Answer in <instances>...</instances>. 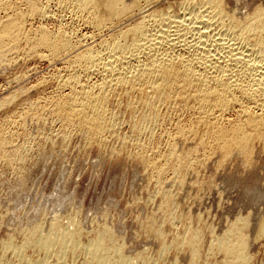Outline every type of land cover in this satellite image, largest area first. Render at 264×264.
Instances as JSON below:
<instances>
[{"label": "bare ground", "instance_id": "6f19581e", "mask_svg": "<svg viewBox=\"0 0 264 264\" xmlns=\"http://www.w3.org/2000/svg\"><path fill=\"white\" fill-rule=\"evenodd\" d=\"M21 1L20 2L22 4L25 3L26 5L25 10L23 9L24 11L21 10L22 8L19 7L20 4L19 5L16 4V3H20L19 1L14 2L13 0H0V13L2 11L3 13L4 11H6L4 15L3 14L0 15V65L9 60L8 58L10 56L8 55V52L17 49L22 39H26L27 41L24 42V44L27 43V46L25 45L27 48L26 56L35 55L40 59H47L49 61L66 59L64 71L62 70L64 73L62 74L58 73L60 76L59 78L54 77L56 80L57 79L59 80L58 83H56V85L58 84L57 92H54L56 89H54L53 91L54 93H58V95L55 98L52 97L53 99L52 101L50 100V103L52 102L54 103V107L56 106V110H58L59 115L63 117L62 121H65L67 125H71V127L73 126V129L79 127V129H84V131H87L88 134L87 132L85 133L87 134V136H89L88 141H95V142L101 141L104 139V137L106 138L104 132L108 129V127H111L110 124H112L114 128L113 123L115 121L109 124V122H112L110 120L111 116L110 118H107V116L109 115H107L108 113H106V111L108 110V112H110L109 109L111 107L109 108V106L111 105L108 106L107 104L111 103V101L108 102V100H110L109 98L111 96L112 91L114 92L117 89L122 90L124 88L123 89V91H125L124 93L129 91L131 92L132 95L134 94L133 98L135 97L136 94H138L139 97L137 98H139L138 99L139 102L141 103L143 108L144 106L146 107L144 108L147 109L146 111L141 110L144 111V113L141 114L142 116L140 115L141 117H139L141 119L137 117L139 122H137V120H136L137 124L134 123L135 121L134 122L132 121L133 124L131 122L132 125L135 124V126H137V131L141 133L147 131V129L149 132L151 125L154 126L156 124L155 126L157 127L158 124V128H159L163 124L161 121H164L163 119L167 117L166 114L167 112L165 113L166 115L165 117L163 115V113L165 112L164 110L165 108L163 109L161 108L164 111L162 113L164 118L162 119L160 118L161 125L159 126V123H156L158 121V117L161 116V115L158 116L160 113L157 112L160 109L159 107L160 105L165 104L166 106V104H170L174 100H179L181 102L192 101L196 105L197 110L199 112L196 113L199 114V119L197 123L202 124V126L204 124L208 128L207 132H205L206 136L201 134L202 136H200L199 138L200 142L197 145L194 143V145L192 144L194 147L192 148L190 147L191 149L188 148L189 150L179 151L180 150V149L178 150L179 146L177 148V144H176V141L178 142L179 140L176 139L173 142L171 141V143L166 148V151H164L162 154H160L158 151L159 154L157 153L158 155L155 157V159H151L152 157L147 158L148 156L146 157L143 152L142 153L138 152L139 155L138 154L135 155L134 153V155L137 157V160L140 163V166H143L145 167V169H148V171H150L151 173V177L152 178L154 177V182L155 181L157 182L156 193L161 195L163 199L162 203L159 206L160 207L159 211L157 213L150 214V216L146 218L147 221L145 224V228H143L146 234L151 235V237L152 236L156 237L158 241L157 243H159L160 245V255H163V253H165L166 251L173 249L176 253H180V256L184 255L185 257H187V259L186 258L185 259L186 260L189 259L188 264H252L253 256L248 252V244L249 242L251 243V240L254 241L256 237L259 238L264 235V217L259 219L260 220L258 223L259 225L254 223V220L255 222L257 221L256 217L252 222L254 226L255 225L258 226V230H256L257 235L255 234L256 237L255 235H252L255 237L254 239H251V237L248 236L249 233L248 227L250 226L249 228H251L252 225V224L250 225L252 220V217L250 218V214H247L249 216L245 215V217L243 214H242L243 217L237 215L239 218L237 219L236 216L233 221H230L231 220L230 219L229 220L230 222L227 225L228 226L227 230L223 231L222 232L223 234L221 236L211 239V241L213 240L212 242L213 245L211 244L212 248L209 249L208 252H204L205 250L203 251L204 235L206 231H209V233L212 231L210 229V224L207 223L208 219H206V222L202 219H197L194 222V224H193V220H191L192 222L188 221V223H185L186 226L185 233L183 235L181 234V236L173 237L172 242L169 243L167 239H170V237L168 238V234H170V231L167 232V227L172 226L177 220L181 221L183 218L182 216H180V213L177 211L179 208L176 202V198H175L176 195H174V191L172 192L171 191L172 189L168 190L169 186L171 185L167 186L166 189V187L164 188L165 186L164 183H166L165 178L167 179L165 175L167 172L170 171L172 174H170L169 176L171 175L174 176L173 178L176 186L183 191L182 188L186 185L188 181L187 175L190 176L189 171L191 169L194 171L195 169L194 167L197 165V163L198 164L200 163L201 165L202 160L204 162L206 160L207 164L210 163V160L208 162L207 161L208 158L207 159L205 158L209 157V155L213 154L214 152H218L220 154L219 157L221 158L219 161V165L220 164L222 165L223 162H225L227 159L231 157L234 158V156L236 157L238 156L239 160L240 158L243 157L246 161V165L250 164L249 166L251 169L252 167L251 165L253 163L251 164L250 161H253L255 159L252 156V150L255 149L253 148V144L255 142H260L264 146V0H257V1L255 0L256 2H254V5H252V7L248 6L247 11H244V9L239 10L240 3L238 1L240 0H235L236 4L235 3H234L235 5L232 4L233 6H229V0H174V1L170 0L172 2L167 0L168 1V2L166 1L167 4L163 7L158 6L159 4L156 5L157 2L159 3L160 0H56L57 3H59L61 6L65 8V10L70 9L73 12V14L78 17V20L80 19L90 29L89 32L85 31L86 32L85 34H81V36H83L82 38H85V40L83 39L84 41L81 40L80 37V39H78L79 41L77 42L73 40L75 43L68 36V34L65 31H63L62 28H61L62 30L59 29V31L57 30V32H53L54 30L50 32L49 30H47L48 27L45 29V25L43 28H41L43 23H41V25L40 23L38 24V26L40 25L39 29L35 27L36 29H38V32L34 28L35 32L33 31L34 32L33 37L32 35H30L31 36L30 38L29 36H26V34L28 33L27 32L28 29H29V34L33 29L32 27L31 30L30 28H28L27 31L25 29L26 23H28L27 21L28 17L30 19L32 16L36 17V15H38L37 17L43 15L44 17L45 15H48L47 13L50 11V9L48 8L49 10L46 11L47 8L46 6L49 4L47 3L46 5H44L42 4V2H40L41 0H21ZM136 12L139 13V17H140L139 20L137 19L138 21L135 22L134 20L133 21L134 23L131 22L132 24L130 25L127 24L128 26L124 27L125 29H121V28H120L121 30L117 29L116 33L110 32L111 34H108V37L103 36V32L105 30L112 29L113 27L115 28V26L118 23L122 22L124 18L130 17L133 13ZM31 20L29 21L32 24ZM59 20L61 21V19ZM31 24L29 23V25ZM25 31L27 33H25ZM87 40H91V42L86 43ZM21 43L23 44V42ZM20 45L19 48L21 47ZM92 76H98L99 80L96 78L98 82L95 83L93 82L92 84H88L87 83L88 79ZM124 93L119 95L124 96L123 95ZM114 94H117V92L116 93L114 92ZM119 95H117L118 97L116 96V98H119L120 97ZM125 95L127 96V94ZM11 97L16 98V95L14 97L13 96ZM111 98H113V96ZM30 99L29 101H32V99L31 100ZM35 99L37 100L38 97H36ZM44 99L45 98L43 97V101ZM115 99L113 98L114 101ZM4 100L5 99H3V101ZM8 100L9 99H7L6 101ZM138 100L136 101L137 104H138ZM6 101L2 102L0 104V107ZM134 101L135 100H133V103ZM22 102L20 101L21 105L23 104ZM39 103L40 101H38V106ZM6 104L8 105V103ZM28 104L31 105V103L29 102ZM44 104L40 106H44ZM137 104L136 106H139V104L138 105ZM173 104L177 105L178 103L175 102ZM32 106L35 107L37 105L35 106L32 105ZM126 106H128V104ZM126 106L124 105V107ZM172 106L173 105L170 104V109ZM178 106L179 104L177 105V108H179ZM42 108L44 111V107ZM13 109H12V113L14 114ZM189 109L188 112H190ZM53 110L54 109H52V111ZM56 110H54V114H56L55 113ZM129 110L130 109H128V111ZM184 110L186 111L187 109ZM38 112L36 111L37 114ZM12 113L10 114L11 116ZM33 114L31 115L32 117L35 116V115L33 116ZM136 114H138L137 111ZM39 115L40 117H42L41 114ZM110 115L113 114L111 113ZM169 115L171 116V114ZM6 116L4 118L8 119ZM116 118H113V120L114 119L116 120ZM177 125L180 124L177 122ZM196 125L198 126V124H194V126ZM188 126L190 125L188 124ZM194 126L188 129L185 126H183L184 128H182V126L179 127L178 131H176L178 132L179 138L180 136L185 137L187 136V134H193L194 136L192 137L195 136L198 137V133H199L198 127L197 126L194 127ZM156 127L154 131L158 129ZM137 131L135 134H137ZM113 132L114 134H116L115 131H112V133ZM130 133H132V131ZM141 133L140 135L143 134ZM153 133L152 135L155 134ZM2 134L3 133L0 131V156L1 157L6 156L10 160L13 158L14 159L17 158L19 159V161L22 160L20 159V157L23 154L20 151H23V149L19 151V149L17 148H16L17 150L11 148L10 147L11 141L5 138ZM140 135H137L138 138L140 137ZM102 136L104 137L102 138ZM129 137L132 136L129 135ZM148 138L150 137H147V140H149ZM151 138L153 139V136ZM163 138H164L163 141H165L166 139L164 136ZM195 138H193V140ZM127 139L129 138L127 137ZM143 139H144V135H143ZM138 140L136 141L138 142ZM160 140L162 139L160 138ZM182 140L186 144V140L185 141L184 139ZM182 140L180 143H182ZM153 144L154 143H152V145ZM91 145H93V143ZM119 145L121 144L119 143ZM105 146H107V144L103 146L104 149ZM139 147H141V145H139ZM159 147L157 145V147L154 148V150L156 151V149ZM259 147L257 148L259 149ZM113 148L115 147L109 149L113 150ZM201 149L205 150V152L203 151L205 153V155L204 154L203 155L206 156V157L203 156L205 160L204 159L200 160L199 158ZM131 152H129L128 150V153ZM149 152H153V151H149ZM201 156L202 155H200V157ZM21 158H23V156ZM237 160L238 158L236 159V161ZM228 162H230V159ZM231 162H233V160ZM238 163L242 164L241 161ZM205 164L206 163H204L203 166H205ZM216 167H218L217 163H216ZM243 170H245V167ZM245 172L247 173L246 170ZM248 172L250 173V171ZM148 177L150 176L148 175ZM198 177L199 176L195 178L196 181L197 179H199ZM173 178H170V180H172ZM192 179L194 181V178ZM201 179H203V177ZM193 181L190 180L189 184L190 182L193 183ZM197 182L198 183L200 182L199 185L200 184L202 185L201 181H197ZM197 182L196 184H198ZM204 183L205 186L207 187L208 183L206 182ZM211 185H213V183ZM213 188L214 187H212V189ZM186 189L188 188L185 187L184 190ZM197 189H199V186ZM252 189L253 187L251 188V190ZM260 190L256 189V191H260ZM187 191L186 194L188 193ZM195 195L196 196L194 197L196 198L199 197V196L197 197V193ZM156 198L158 199V197ZM159 199L162 200L161 198ZM182 208L185 207L182 206ZM190 212L192 213L194 212V210L191 211V206H190ZM262 213L264 214V212ZM108 225L105 226L103 225L101 227L99 226V228L95 232V235L91 237L92 239L89 240L88 238L89 241H87V243L85 242V244H82L81 242L82 240H80V235H81L80 229H77L75 231H71L69 229L66 230L61 228L58 225V223L55 221L50 225V231L48 234L45 233V235L44 234L42 235L41 231L42 233H44L46 230L43 232V230H41L42 229L41 226L39 225V227L37 226V228L34 231L32 230L33 232L31 233L28 232L29 234L26 235L25 239L21 244L20 243L13 244V242L6 241L5 239L6 242L3 240L4 242L2 246L1 245L0 246L3 248V250H12L11 252L14 253L13 261L16 260L15 262H13V264H50V262L47 261L49 260V258L47 259L48 255H54L56 258L55 260L56 263H54L55 261H51L52 264H67L68 261L67 258L69 252L74 253L75 249H77L78 252H80L79 249H83L82 251L86 252L87 254L86 259L89 262L88 264H129L131 260L125 256L127 253L124 254L126 250L125 251L123 250L124 246L123 244H121L122 241H119V238L117 239V237L113 233V230L111 229V226L109 225L110 226L109 227ZM253 225L252 227H254ZM253 229L254 228H252V231L255 233L254 231L255 229L254 230ZM175 233L177 234V232H174V234ZM258 238H256V240H258ZM35 246L37 250L39 248H42L44 250L43 252L45 253L44 255L41 254L42 257L40 258L36 257L37 260L33 261L31 260L32 258L30 259L27 257L28 253H26L27 254L26 256H23V251L25 249L27 248L32 249V247ZM76 252L77 251H75V253ZM216 252L221 253L222 254L221 256H223L220 261H216L212 258V255L215 254ZM29 253H31V251ZM71 255L72 254H70V256ZM160 255L157 256V258L160 257ZM3 256L4 255L2 253V257ZM138 256L142 257L147 262L148 260L147 255L141 253ZM2 257L0 255V264L4 261ZM170 258H172V256ZM211 258L214 261H211L212 260ZM185 259L183 260V263L184 261H186ZM165 263L168 264L166 261ZM185 263H187V261Z\"/></svg>", "mask_w": 264, "mask_h": 264}, {"label": "rangeland", "instance_id": "374dc122", "mask_svg": "<svg viewBox=\"0 0 264 264\" xmlns=\"http://www.w3.org/2000/svg\"><path fill=\"white\" fill-rule=\"evenodd\" d=\"M13 1L20 2L21 0H16V1L13 0ZM43 1L45 0H41L40 2H42V4L44 5H46L47 3L49 4L46 6L47 7L46 11H48L49 9L50 11L47 13L48 15H45L44 17L43 15H41L42 17L41 16L37 17L38 15H36V17L30 16L31 19L33 18L32 20L28 17V20H27L28 23H26L25 29L26 31L28 28H30V30L32 28L33 29L31 30L30 34H29V29L27 31L28 33L25 31V33L28 34V35L26 34V36H29L30 38L31 37L30 35H32L33 37L34 36L33 34L35 32L34 28L36 27L39 29L41 23H43L41 28H43L45 25V29L48 27L47 30H49L50 32H52V30H54L53 32H57V30L59 31V29L60 30L63 29V31H65L68 34V36L72 39V41L74 40L75 42H77L79 41L78 39H80V37H81V40L83 39L85 40V38H82L83 36H81V34H85L86 32H89L90 29L80 19L78 20V17L75 16L70 9L65 10V8L61 6L59 3H57L56 0H51V1L48 0V2L47 0L45 2ZM166 1L167 0H164V3H163V0L162 1L160 0L159 3L157 2L156 5L159 4L158 6L163 7L167 4ZM256 1L255 0H240L238 1L240 3L239 5L240 8L239 7L238 8L239 10L244 9V11H247L248 6L252 7V5H254V2ZM21 2L16 3V4L18 5L20 4L19 7L22 8L21 10L23 9L25 10L26 5L25 3L22 4L23 2L22 3ZM234 3L236 4L235 0H229V6H233L232 4ZM5 13L6 11H4V13L2 11L0 15L1 14L4 15ZM139 18L140 17H139L138 12L133 13L130 17L124 18L122 22L118 23L115 26V28L113 27L112 29L105 30L103 32V36L108 37V34H111L112 32L116 33L117 29L119 30L125 29L124 27H127L128 25L134 23L133 22L134 20L135 22L138 21ZM59 19H61V21ZM29 20L32 21V24ZM29 23L31 25H29ZM39 23L40 25L38 26ZM38 29H36L37 32H38ZM21 42H23V44ZM24 42H27L26 39H22L20 41V44H21V45L19 44L21 46L20 48L18 45L17 49H15L14 51L12 50L8 52V55L10 56V57L8 56L9 57L8 59L10 61L8 60L0 65V68H1L0 70V104L6 101L7 99H9L8 101L11 102L10 103L6 101L3 104L4 106L1 105L0 107V116H1L0 117V129L1 130L0 131L3 133L2 135L5 138L11 141L10 143L11 148L13 149L17 148L19 149V151L23 149V151H20L23 154L22 155L23 158H21L22 157L21 156L20 159L22 160L20 161L17 158L16 159L13 158L14 160L13 159L10 160L6 156H2V157L0 156V245L2 246L5 239L6 241L13 242V244H19V243L21 244L23 240L25 239L26 235L33 232L37 228V226L39 227V225L41 226L42 228L41 230H43V232L46 230L44 233H42L41 231V234L42 235L43 234L45 235V233L48 234L50 231V225L55 221L58 223V225L61 228L66 229V230L69 229L71 231H75L77 229H80V233H81L80 240H82L81 241L82 244H85V242L87 243V241L92 239L91 237L95 235V232L99 228V226L100 227L103 225L105 226L110 223L109 225L111 226L113 233L115 234L117 239L119 238V241H122V243L121 242L120 243L123 244L124 246L123 250L124 251L126 250L124 254L126 253L128 254V255L126 254L125 256L131 260L129 264H161V263L166 264L165 261L168 264H177V263L184 264L187 261V263L185 264H188L189 259L186 260L187 257H185L184 255H181L183 257L182 258L180 256V253H176L173 249H170L169 251H166L165 253H163V255H160V245L159 243H157L158 241L156 237L154 236L151 237V235L146 234L145 231L143 230V228H145V224L147 221L146 218H148L150 214L157 213L159 211V208H160L159 206L162 203L163 199L161 195L156 193V189H157L156 183L157 182L156 181L154 182V177L153 178L151 177V173L150 171H148V169H145V167L140 166V163L137 160V157L135 155L137 154L139 155V153L143 152L146 157L148 156L147 158L152 157L151 159H155V157L159 153L162 154L164 151H166V148L171 143V141L173 142L176 139L179 140L178 142L176 141L177 148L179 146L178 150L180 149L179 151H186V150L191 149L192 147H194L193 146L194 143L197 145L200 142V139H199L200 136L202 135L206 136L205 132H207L208 128L204 124L202 126V124L197 123L199 119V114H196V113H199V112L197 110L196 105L192 101L181 102L179 100L172 101L173 103L175 102L178 103L179 108H177L178 104L176 105V104H173L172 102L170 103L171 105H173L171 109H170V104H166V106L165 104L160 105L159 106L160 109L165 108L164 109L165 112L162 109L161 110L159 109L157 111L158 113H160L158 116L160 115L161 116L158 117L159 122L156 120L157 121L156 123H159V126H160L162 122L163 124L160 126L161 128L160 127L158 128V124L156 127L155 126L156 124L154 123L155 124L154 126L151 125V128L153 130L149 127L150 131L148 132V129H147V131H144L145 133L142 132L143 133L142 134L141 132L137 131V126H135V124L139 122L138 118L142 116L141 114H143L144 111L147 110V109H144L146 107L144 106L143 108V106L139 102L138 100L139 98H137L139 97L138 94H136L137 96L135 95V97L133 98L134 94L132 95L131 92L129 91L127 92H129L131 95L127 92L124 93L125 92L123 91L124 88L122 90L120 89L121 91L117 89L116 91H114L115 93L117 92V94H114V92L112 91L111 96L109 98L110 100H108V102L111 101V103L107 104L108 106L111 105L109 106V108L111 107L110 109L114 111L115 113L112 112L110 109H109L110 112H108V110L106 111V113H108L107 115H109L107 116V118H110V116L112 118V119L110 118L112 122H109V124L113 123V121L115 122L117 121L116 123L115 122L113 123L114 128L112 124H110L112 127V130H111V127H108L109 130L107 129L106 130L107 132L106 131H105L106 133L104 132V135L106 136L107 139L104 136H102V138L104 137V139L101 141H96V142L88 141L89 140V136H87L88 132L84 131V129H79V127L76 129H73V126L71 127V125H67L65 121H62L63 117L59 115L58 110H56V106L54 107V103L53 102L50 103V100L52 101L53 99L52 97L55 98L58 95V93H54V92H57L58 90V84L56 85V83H58L59 81L58 79L56 80L55 78H59L60 77L59 74L64 73L63 71H64V67L66 64L65 63L66 59L49 61L47 59H40L39 57L35 55L26 56L27 43L24 44ZM88 42L90 43L91 40L86 41V43ZM96 78L99 80L98 76H92L89 79L87 78L88 79L87 83L92 84L93 82L94 83L98 82ZM54 89L56 90L54 91ZM121 92L124 93L123 94L124 96L119 95V94H122ZM50 94L53 96H51ZM125 94H127V96ZM15 95H16V98L14 97ZM117 95H119L120 97L116 98ZM11 96H13L14 98H12ZM112 96L114 99L116 98L117 100L123 97L127 99L123 98V99H120L119 101L115 99L114 101L113 98H111ZM30 97L32 101H29ZM36 97H38L39 100L38 99L37 100L40 101L39 106H38V101L35 99ZM43 97L45 98L44 101H43ZM48 97H50L51 99ZM3 99L5 100L3 101ZM128 99H130L131 101ZM132 99L135 100L134 103ZM137 100H138L139 106H136ZM20 101L21 102L23 101L22 105ZM28 102L31 103V105L28 104ZM43 102L44 103L46 102L45 103L46 105ZM131 102L133 103V105ZM6 103H8V105ZM126 103L128 104V106H126L127 105ZM43 104L44 106H40ZM134 104L136 107L134 106ZM27 105L28 106L30 105L29 106L30 108ZM32 105L34 106L37 105L38 107L35 106L36 107L35 109V107H33ZM124 105L126 107H124ZM174 105H175V108H174ZM189 106H190V109H189ZM42 107H44V111ZM138 107L140 108V110ZM51 108L57 111V112L55 111L56 114H54V110L52 111ZM127 108L130 109L131 111L130 110L128 111ZM166 108H169V109H166ZM193 108L195 111L193 110ZM10 109H11V112H10ZM12 109H13L14 114L12 113ZM132 109H134L135 111ZM184 109H187V110L185 111ZM188 109L190 112H188ZM35 110L37 112L42 110L43 112L40 111L42 113L38 112L37 114ZM141 110H144V111H141ZM136 111L138 112V114H136ZM131 112L132 113L135 112V113L132 114ZM11 113H12V116L10 115ZM109 113L110 114L112 113L113 115H110ZM162 113L164 117L166 116L165 113L167 114V117H166L167 119L163 117ZM1 114L5 116L7 115L6 117L8 119L4 118L5 116ZM32 114L33 116L34 115L35 116L32 117L31 116ZM39 114H41L42 117H40ZM169 114H171V116ZM8 115L11 117H9ZM113 118H116V120L115 119L113 120ZM160 118L161 119L164 118L163 119L164 121H161ZM165 119H166V122H165ZM189 119L191 120L193 119L192 121H195V122H192ZM132 121L133 122L135 121L134 125H132L133 124ZM176 121L180 125H177ZM188 124L190 126H188ZM194 124H198V126L196 125L199 131L198 137L195 136L196 137L195 138V137H192L194 136L193 134H187V136H185L186 139L185 137H181V136L179 138L178 132H176L178 131L179 127L182 126V128H184L183 126H185L188 129L194 126ZM129 125L130 126L132 125V126L130 127ZM155 127L158 129L154 131ZM135 130L137 131V134H135L136 133ZM112 131H115L116 134H114V132L112 133ZM131 131L132 133H130ZM85 132H87V134ZM140 133L142 135H140ZM152 133L154 135H152ZM128 134L132 137H129ZM137 135H140V137L142 138L140 137L138 138ZM143 135H144V139H143ZM146 136L150 137L148 138L149 140H147ZM152 136H153V139L151 138ZM163 136L166 139L165 141H163L164 140ZM127 137L129 139H127ZM135 138L136 140L139 139L138 142L135 140ZM160 138L162 140H160ZM181 138L184 139V141L186 140L187 145L185 144V142H183ZM193 138L195 139L193 140ZM142 139L145 142L147 140V142L150 144H148L147 142L146 144ZM189 139H191L192 142ZM133 140L137 144H135ZM159 140H160V143H159ZM181 140L183 144L180 143ZM90 142H92L93 145H91L92 143ZM162 142H164L165 144ZM189 142L191 145L189 144ZM99 143L101 144V146ZM119 143L121 145H119ZM152 143L154 144L152 145ZM106 144L107 146H105V149H104L103 146ZM133 144L134 146L136 145L135 148L138 146L136 148L137 150L134 148ZM261 144L262 143L260 142H255L253 144V148L255 149L252 150V156L255 159L252 157L254 160L251 159L253 161H250L251 164L253 163L251 165L253 168L251 167V169L249 166L250 164L246 165V161L242 156L240 160L238 156L237 157L234 156V158L233 157L229 158L230 162H228L229 159H227L226 160L227 162L225 161L222 163L223 165L222 167L221 164H220L221 166L219 165V161L221 157H219L220 154L218 152H214L215 154L218 153L217 155H215L214 153L210 154L209 155L210 158H209V157L204 156L205 150L201 149L200 151L201 152L204 151V152L203 153L200 152V155H202L201 157L199 155L200 160L206 157L205 159L208 158L207 161L209 162L210 160V163L207 164L206 160L204 159L205 162L202 160L201 165L200 163L199 164L197 163V165L194 167L195 169L193 168L194 171L192 169L189 171L190 176L187 175L188 181L186 185L182 188L183 191L176 186L174 182V178H173L174 176L173 175L169 176L172 173L170 171L166 173L165 177H167V179L169 180L170 178H173V179L170 180L171 181V184H170V181L165 178L166 183H164L165 185L164 188L166 187L167 189V186L171 185L169 186L170 189L168 188V190L172 189L171 191L172 192L174 191V195H176L175 196L176 202L179 208L177 211L180 213V216H182L183 218L181 221L177 220L175 222L176 225L174 223L172 226L167 227V232L170 231V234L167 233L168 238L170 237V239H167L169 243L172 242L173 237L181 236V234L183 235L185 233L186 231L185 223H188V221L190 222L191 220H193V224H194V222L197 219H202L205 222H206V219H208L207 223L210 224V229L212 230L210 233L212 236L210 235L209 231H206L204 235V242H203V247H204L203 251L205 250L204 252H208V250L212 248L213 240L211 241V239L221 236L223 234L222 232L227 230L228 228L227 225L229 224V222L233 221L237 215H239L240 217H243L244 215L245 217V215L249 216L247 214H250V218L252 217L250 225L251 224L253 225L252 222L255 219V217L257 221L255 222L254 220V223L259 225L258 224L260 221L259 219L264 217V214L262 213L264 212V151H263L264 146L262 144L263 146L262 147ZM139 145H141V147H139ZM150 145H152L153 148ZM157 145L158 147L159 146L160 147L157 148L158 150L156 149L155 151L154 148H156ZM112 147H115V148H113V150H110L112 149ZM116 147H118L120 150ZM257 147H259V149ZM106 149L109 151H107ZM128 150L129 152L132 151L133 153L132 152H131L132 154L128 153ZM149 151H153L154 153L149 152ZM128 154H131V155H128ZM208 154H209V151H208ZM235 158L236 159L238 158V160L236 161ZM232 160L233 162H231ZM240 161L242 162V164L238 163ZM204 163H206L205 166H203ZM216 163L218 167H216ZM136 164L137 165L139 164V165L137 166ZM242 165L243 166L245 165L244 167L247 173L245 172V170H243L244 167ZM196 167L198 168V170ZM248 171H250V173ZM195 172H196V175H195ZM143 173L146 175H144ZM191 174L193 175V177ZM148 175L151 177V180H150V177H148ZM197 176H199L198 177L199 179H197V181H201L202 185L201 184L199 185L200 182L198 183L196 181L195 178H197ZM200 177L201 178L203 177V179H201ZM192 178H194V181ZM190 180H192L193 183L190 182L189 184ZM195 181L198 184H196ZM204 182L206 183L209 182L208 186H210L211 188L208 186L207 188ZM211 182L213 183V185H211L212 184ZM192 185L194 186V188ZM257 185L259 188L257 187ZM198 186H199V189H197ZM185 187L188 189L184 190ZM190 187L193 188V191H192V188ZM212 187L214 188L212 189ZM252 187L253 189L251 190ZM256 189L257 190L261 189V190L256 191ZM186 191L188 192L187 193L188 195L186 194ZM196 193H197V197L199 196L200 198L194 197L196 196L195 195ZM156 197H158V199ZM159 198H161L162 200H160ZM182 206H184L185 208H182ZM190 206H191V211L194 210L193 213L190 212ZM238 218L239 217L237 216V219ZM252 225H251V228H249L250 226L248 227V229L250 230V231L248 230V232L250 233V234L248 233V236L251 237V239H254L257 235L256 230H258V226L253 225L254 227H252ZM252 228L255 229V230L253 229L255 233L252 231ZM174 232H177V234L176 233L174 234ZM215 233L218 236H216ZM252 235H255V237ZM152 238L154 239L155 242L153 241ZM256 238L254 239V241L256 240ZM208 240L211 242H209ZM252 241L253 240H251V243L249 242L250 245L248 244V252L253 256L252 264L253 263L254 264H264V235L259 237L258 240H256L255 242L254 241L252 242ZM1 246L0 248H2ZM39 249L37 250L36 246L32 247V249L27 248L23 251V256H26L27 255L26 253H28L27 255L28 258L30 259L32 258L31 260L33 261L37 260V258L42 257L41 254L44 255L45 253L43 252L44 250L42 248H39ZM82 250L83 249H79L80 252H78V250L75 249L74 253L69 252L68 258H67L69 262L67 261V264H70V262L71 264H88L89 262L86 259L87 254L85 251H82ZM0 251H1L0 253L1 257H2V253L4 255L2 257L4 261L1 264H13V262L16 261V260L13 261L14 253L11 252L12 250H3L2 248L0 249ZM30 251L31 253H29ZM75 251L77 252L75 253ZM137 253L138 255L141 253H144L145 255H147L148 256L147 262L142 257L138 256ZM70 254L72 255L70 256ZM159 255L160 257L157 258V256ZM169 255L170 257L172 256V258H170ZM221 255H222L221 253L216 252L215 254L212 255V258L216 261H220L223 257ZM50 256L53 258H51ZM48 258L49 260L47 261L50 262V264H52L51 261L56 260L54 255H48L47 259ZM184 259L186 261H184L183 263ZM213 259L211 261H214ZM153 260H155L156 262ZM54 263H56V261Z\"/></svg>", "mask_w": 264, "mask_h": 264}]
</instances>
